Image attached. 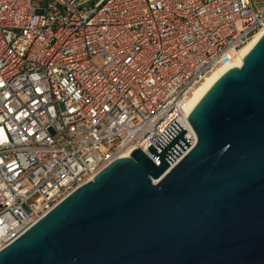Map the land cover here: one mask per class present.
Here are the masks:
<instances>
[{"label": "built area", "instance_id": "built-area-1", "mask_svg": "<svg viewBox=\"0 0 264 264\" xmlns=\"http://www.w3.org/2000/svg\"><path fill=\"white\" fill-rule=\"evenodd\" d=\"M263 27L264 0H0V250L118 158L161 152Z\"/></svg>", "mask_w": 264, "mask_h": 264}, {"label": "water", "instance_id": "water-1", "mask_svg": "<svg viewBox=\"0 0 264 264\" xmlns=\"http://www.w3.org/2000/svg\"><path fill=\"white\" fill-rule=\"evenodd\" d=\"M79 186L0 264H264V33L188 115ZM171 161V162H170Z\"/></svg>", "mask_w": 264, "mask_h": 264}, {"label": "bare ground", "instance_id": "bare-ground-1", "mask_svg": "<svg viewBox=\"0 0 264 264\" xmlns=\"http://www.w3.org/2000/svg\"><path fill=\"white\" fill-rule=\"evenodd\" d=\"M264 33V27L258 31L251 40L244 46H242L235 54V56L232 58L231 61L215 68L209 75H207L204 80L196 85L190 95L187 97L185 103H184V112L185 115L188 116L189 113L193 110V108L196 106V104L199 102V100L203 97V95L211 88V86L229 69H231L234 66H241L243 64V60L247 53L251 50V48L256 44V42L259 40V38ZM186 130H193V127L189 123V125H186ZM129 152L126 151L124 155H127ZM187 151L184 152V154ZM183 153L181 156L184 155ZM180 160V158H178Z\"/></svg>", "mask_w": 264, "mask_h": 264}, {"label": "rangeland", "instance_id": "rangeland-1", "mask_svg": "<svg viewBox=\"0 0 264 264\" xmlns=\"http://www.w3.org/2000/svg\"><path fill=\"white\" fill-rule=\"evenodd\" d=\"M92 5V4H91Z\"/></svg>", "mask_w": 264, "mask_h": 264}]
</instances>
